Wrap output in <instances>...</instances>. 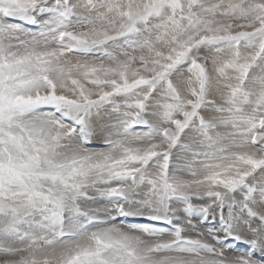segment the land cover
<instances>
[{"label":"snow or ice","instance_id":"obj_1","mask_svg":"<svg viewBox=\"0 0 264 264\" xmlns=\"http://www.w3.org/2000/svg\"><path fill=\"white\" fill-rule=\"evenodd\" d=\"M0 264H264V0H0Z\"/></svg>","mask_w":264,"mask_h":264},{"label":"bare ground","instance_id":"obj_2","mask_svg":"<svg viewBox=\"0 0 264 264\" xmlns=\"http://www.w3.org/2000/svg\"><path fill=\"white\" fill-rule=\"evenodd\" d=\"M97 143V142H96Z\"/></svg>","mask_w":264,"mask_h":264},{"label":"rangeland","instance_id":"obj_3","mask_svg":"<svg viewBox=\"0 0 264 264\" xmlns=\"http://www.w3.org/2000/svg\"><path fill=\"white\" fill-rule=\"evenodd\" d=\"M98 143V142H97Z\"/></svg>","mask_w":264,"mask_h":264}]
</instances>
